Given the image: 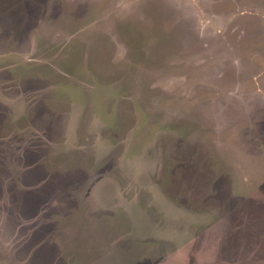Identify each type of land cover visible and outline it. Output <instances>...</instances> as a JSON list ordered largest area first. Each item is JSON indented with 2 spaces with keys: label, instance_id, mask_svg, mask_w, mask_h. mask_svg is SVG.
<instances>
[{
  "label": "rangeland",
  "instance_id": "374dc122",
  "mask_svg": "<svg viewBox=\"0 0 264 264\" xmlns=\"http://www.w3.org/2000/svg\"><path fill=\"white\" fill-rule=\"evenodd\" d=\"M0 264H264V0H0Z\"/></svg>",
  "mask_w": 264,
  "mask_h": 264
}]
</instances>
